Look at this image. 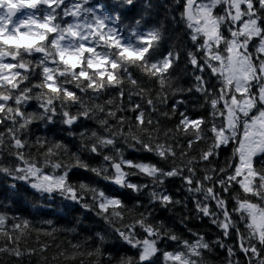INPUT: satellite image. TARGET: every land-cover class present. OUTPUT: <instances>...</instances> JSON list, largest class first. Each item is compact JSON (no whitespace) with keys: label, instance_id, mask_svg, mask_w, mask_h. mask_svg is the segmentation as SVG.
Wrapping results in <instances>:
<instances>
[{"label":"clouds","instance_id":"obj_1","mask_svg":"<svg viewBox=\"0 0 264 264\" xmlns=\"http://www.w3.org/2000/svg\"><path fill=\"white\" fill-rule=\"evenodd\" d=\"M191 15L0 3V264H264V0Z\"/></svg>","mask_w":264,"mask_h":264},{"label":"snow or ice","instance_id":"obj_2","mask_svg":"<svg viewBox=\"0 0 264 264\" xmlns=\"http://www.w3.org/2000/svg\"><path fill=\"white\" fill-rule=\"evenodd\" d=\"M3 2H4V0H0V3H3ZM21 2L27 4L29 2V0H21ZM198 2H199V0H186V6L189 8V22L190 23H192L194 21H198L200 19V17H194L191 15V9L196 8ZM257 2H259V0H257ZM200 11L205 12L206 14H210L211 6H209V8H207V9L201 8ZM202 27L206 29L207 25H202ZM214 33H215V30H212V31H209L207 34L209 37H212L214 35ZM217 43H218L219 47H221V48L224 47L223 44H219V42H217ZM227 50L230 51V49H227ZM220 60H221V63H223L222 57L220 58ZM25 223H27V222H25Z\"/></svg>","mask_w":264,"mask_h":264}]
</instances>
